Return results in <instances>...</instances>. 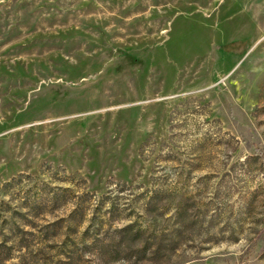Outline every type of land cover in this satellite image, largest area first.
Returning a JSON list of instances; mask_svg holds the SVG:
<instances>
[{
  "label": "rangeland",
  "instance_id": "1",
  "mask_svg": "<svg viewBox=\"0 0 264 264\" xmlns=\"http://www.w3.org/2000/svg\"><path fill=\"white\" fill-rule=\"evenodd\" d=\"M0 264H264V0H0Z\"/></svg>",
  "mask_w": 264,
  "mask_h": 264
}]
</instances>
